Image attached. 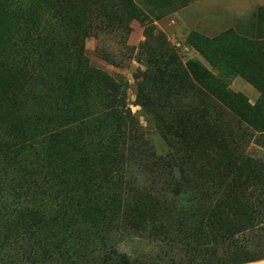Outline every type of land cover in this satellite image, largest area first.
Returning a JSON list of instances; mask_svg holds the SVG:
<instances>
[{"label": "rangeland", "instance_id": "374dc122", "mask_svg": "<svg viewBox=\"0 0 264 264\" xmlns=\"http://www.w3.org/2000/svg\"><path fill=\"white\" fill-rule=\"evenodd\" d=\"M33 23L46 34L43 53H33ZM119 77L126 86L118 88ZM102 103L129 109L145 143L119 110L100 118ZM212 103L264 130V0H0L1 257L33 235L32 184L10 179L9 170L35 163L56 172L72 203L51 213L65 217L34 227L73 238L52 264H70L74 251L80 264H116L102 259L83 226L96 213L93 191L122 182L124 167L128 177L150 170L152 162H141L147 143L174 169L170 127L201 131ZM261 152L255 143L247 150Z\"/></svg>", "mask_w": 264, "mask_h": 264}, {"label": "trees", "instance_id": "16d2710c", "mask_svg": "<svg viewBox=\"0 0 264 264\" xmlns=\"http://www.w3.org/2000/svg\"><path fill=\"white\" fill-rule=\"evenodd\" d=\"M33 30V53H43L46 34L38 24L33 23ZM76 41L71 40L70 46H76ZM75 50L80 55L83 52L79 46ZM117 83L118 88L126 86L123 78ZM100 108L103 120L109 111L119 110L131 126L133 138L144 141L143 128L129 109L119 108L117 103H102ZM210 108L213 118L199 132L194 125L170 127V139L179 150L173 157L174 169L160 162L146 142L141 162H152L150 170L137 169L128 177L124 167L118 172L122 182L116 184L114 177L109 185L93 191L96 213L85 214L83 226L93 231L102 259L116 260V264L264 261V130L249 129L248 122L224 107L212 103ZM252 143L263 151L255 157L247 153ZM29 167L9 173L20 184H32L33 235L28 245L11 246L13 255H0L2 264H52L67 246H75L70 235L60 239L43 236L41 229L45 228H34L39 221L44 224L65 217L54 218L51 213L53 209L60 213L72 203L61 197L56 172L35 163ZM96 173L102 178L104 170ZM9 206L14 207V202ZM4 251L0 246V253ZM19 258L22 260L17 262ZM70 264H80L75 251Z\"/></svg>", "mask_w": 264, "mask_h": 264}]
</instances>
